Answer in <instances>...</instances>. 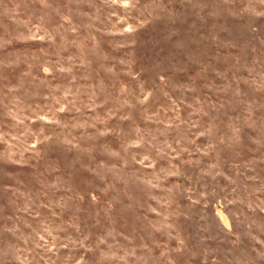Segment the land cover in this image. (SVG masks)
Masks as SVG:
<instances>
[{"label":"rangeland","instance_id":"obj_1","mask_svg":"<svg viewBox=\"0 0 264 264\" xmlns=\"http://www.w3.org/2000/svg\"><path fill=\"white\" fill-rule=\"evenodd\" d=\"M0 264H264V0H0Z\"/></svg>","mask_w":264,"mask_h":264}]
</instances>
